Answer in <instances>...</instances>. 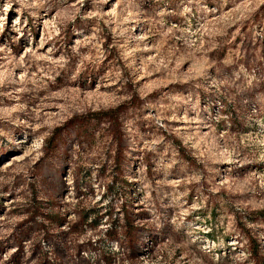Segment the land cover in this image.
<instances>
[{
    "label": "rangeland",
    "instance_id": "374dc122",
    "mask_svg": "<svg viewBox=\"0 0 264 264\" xmlns=\"http://www.w3.org/2000/svg\"><path fill=\"white\" fill-rule=\"evenodd\" d=\"M0 264H264V0H0Z\"/></svg>",
    "mask_w": 264,
    "mask_h": 264
}]
</instances>
